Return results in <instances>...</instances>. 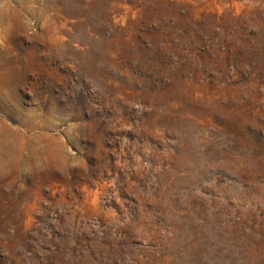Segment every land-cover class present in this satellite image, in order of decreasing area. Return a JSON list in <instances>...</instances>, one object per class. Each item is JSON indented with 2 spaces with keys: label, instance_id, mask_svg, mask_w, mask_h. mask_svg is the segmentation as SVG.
Wrapping results in <instances>:
<instances>
[{
  "label": "rangeland",
  "instance_id": "rangeland-1",
  "mask_svg": "<svg viewBox=\"0 0 264 264\" xmlns=\"http://www.w3.org/2000/svg\"><path fill=\"white\" fill-rule=\"evenodd\" d=\"M0 264H264V0H0Z\"/></svg>",
  "mask_w": 264,
  "mask_h": 264
}]
</instances>
